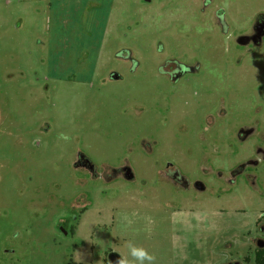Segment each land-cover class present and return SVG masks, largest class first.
Listing matches in <instances>:
<instances>
[{"label": "rangeland", "instance_id": "374dc122", "mask_svg": "<svg viewBox=\"0 0 264 264\" xmlns=\"http://www.w3.org/2000/svg\"><path fill=\"white\" fill-rule=\"evenodd\" d=\"M261 13L264 0H0V264H109L128 240L156 264H256L264 193L218 170L264 145V46L238 42ZM169 162L208 191L159 181ZM126 166L136 181L114 176Z\"/></svg>", "mask_w": 264, "mask_h": 264}, {"label": "flooded vegetation", "instance_id": "af4514ba", "mask_svg": "<svg viewBox=\"0 0 264 264\" xmlns=\"http://www.w3.org/2000/svg\"><path fill=\"white\" fill-rule=\"evenodd\" d=\"M227 11L223 6L220 9L219 13L215 14V22L219 25L225 35L229 36V26L227 25ZM238 42L244 46H250V52H255L256 49L262 48L264 46V14L261 13L256 16L254 25L249 33H242L238 37ZM179 67V72L169 73L171 78L175 81L179 80L183 76V69L181 66ZM113 77L118 74H112ZM264 76V73H263ZM120 78V76H119ZM260 90L264 91V85L260 86ZM262 108V107H261ZM255 127H246L242 128L239 132V137L242 141H246L251 136H253L256 132ZM262 139L264 140V132L261 134ZM264 145H258L256 153L252 156L246 155V157L239 162L236 166L231 168L229 172L218 170V175L220 177H224V181L228 185V187H235L236 184L243 179V182L253 187L256 191H261L264 193ZM260 174H258V170ZM121 176L128 182H134L137 180V174L132 171L130 166H126L120 170H116L114 172V176ZM159 181L164 183H170L176 188L182 189L184 191L195 190L197 192H207L208 184L203 180H192L188 175H185L181 172V170L174 166L172 163H168L165 170H162L159 174ZM113 177V178H115ZM112 178H109L111 181ZM230 190V189H228ZM198 196L195 198L197 199ZM168 206V205H167ZM177 208V207H173ZM194 208V206H192ZM251 241L257 245V248H264V209L260 211V215L256 220V232H254L251 237ZM263 245V247H260ZM257 249V250H258ZM256 250V251H257Z\"/></svg>", "mask_w": 264, "mask_h": 264}, {"label": "clouds", "instance_id": "9594fccd", "mask_svg": "<svg viewBox=\"0 0 264 264\" xmlns=\"http://www.w3.org/2000/svg\"><path fill=\"white\" fill-rule=\"evenodd\" d=\"M124 247L127 254L119 253L116 264H156V256L142 245H138L131 240L125 241Z\"/></svg>", "mask_w": 264, "mask_h": 264}, {"label": "water", "instance_id": "95a60500", "mask_svg": "<svg viewBox=\"0 0 264 264\" xmlns=\"http://www.w3.org/2000/svg\"><path fill=\"white\" fill-rule=\"evenodd\" d=\"M115 78H119V76L115 75ZM260 247H263V245H260ZM118 258H119V253L116 251H112L108 255V263L109 264H116ZM226 264H239V262H230V263H226Z\"/></svg>", "mask_w": 264, "mask_h": 264}, {"label": "trees", "instance_id": "16d2710c", "mask_svg": "<svg viewBox=\"0 0 264 264\" xmlns=\"http://www.w3.org/2000/svg\"><path fill=\"white\" fill-rule=\"evenodd\" d=\"M256 264H264V248H259L255 255Z\"/></svg>", "mask_w": 264, "mask_h": 264}]
</instances>
